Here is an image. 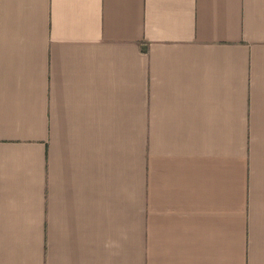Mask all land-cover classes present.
<instances>
[{
	"label": "crops",
	"instance_id": "crops-1",
	"mask_svg": "<svg viewBox=\"0 0 264 264\" xmlns=\"http://www.w3.org/2000/svg\"><path fill=\"white\" fill-rule=\"evenodd\" d=\"M0 264H264V0H0Z\"/></svg>",
	"mask_w": 264,
	"mask_h": 264
}]
</instances>
